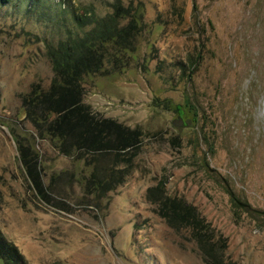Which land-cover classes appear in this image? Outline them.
Here are the masks:
<instances>
[{
  "label": "rangeland",
  "instance_id": "obj_1",
  "mask_svg": "<svg viewBox=\"0 0 264 264\" xmlns=\"http://www.w3.org/2000/svg\"><path fill=\"white\" fill-rule=\"evenodd\" d=\"M38 1L0 3V264H264V0ZM116 4L138 35L83 77L81 102L142 143L124 183L86 190L96 167L56 148L21 98L49 89L46 45L72 12ZM168 198L205 242L159 215Z\"/></svg>",
  "mask_w": 264,
  "mask_h": 264
},
{
  "label": "trees",
  "instance_id": "obj_2",
  "mask_svg": "<svg viewBox=\"0 0 264 264\" xmlns=\"http://www.w3.org/2000/svg\"><path fill=\"white\" fill-rule=\"evenodd\" d=\"M31 1L33 6L40 3ZM8 2L10 0H0L2 5ZM19 2L28 3V0ZM112 7L113 11L104 17L90 12L84 15L72 12L69 26L61 23L65 29L64 39L46 45V55L54 73L49 89L37 93L33 88L21 98L26 120L47 123L51 137L58 142L56 148L76 153L87 166L96 167L85 180L86 190L92 187L112 189L124 183L133 169L135 150L142 143L138 131L109 119L93 117L81 102L83 77L102 73L106 61L114 64L110 56L133 48L138 35L137 11H123L117 4ZM106 46H110L109 49ZM153 106L167 110L169 102L156 99ZM50 117L54 118L48 121ZM103 156H108L112 168L99 171L97 164ZM159 215L173 228L184 227L199 243L205 242L201 221L196 220L194 211L180 200L161 201Z\"/></svg>",
  "mask_w": 264,
  "mask_h": 264
}]
</instances>
